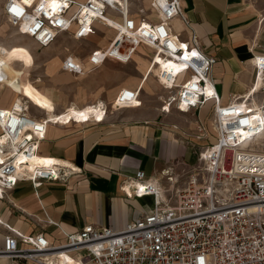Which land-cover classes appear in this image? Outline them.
I'll return each mask as SVG.
<instances>
[{
    "label": "built area",
    "instance_id": "1",
    "mask_svg": "<svg viewBox=\"0 0 264 264\" xmlns=\"http://www.w3.org/2000/svg\"><path fill=\"white\" fill-rule=\"evenodd\" d=\"M143 1L7 0L3 11L19 33L44 47L63 34L86 39L106 25V16L118 20L120 26L112 27L115 34L108 45L90 52L91 68L107 60L128 62L142 45L153 49L152 64L160 65L157 55L181 62L179 71L157 74L167 92L162 110L188 112L214 100L217 142L199 151L201 164L182 187L169 170H163L161 178L166 176L168 187L144 170L125 179L121 188L128 196L152 195L154 207L123 230L90 224L76 233L64 232L66 241L54 245L43 232L25 234L0 217L5 230L0 259L57 264L66 252L78 264H264V150L242 147L264 131V104L259 108L248 102L245 109L237 98L222 104L213 78L217 57L200 48L182 0H148L149 6ZM174 19L188 28V41L174 32ZM72 56L63 60V70L83 74L85 64ZM254 67L256 83L264 89V54L254 57ZM140 96V88H122L112 109L140 106ZM28 107L24 100L20 108H0V199L19 181L39 187L46 180L66 182L80 170L73 164L36 159L49 124L56 122L33 116ZM89 122L100 121L82 123ZM198 130L207 134L206 125ZM47 223L62 229L54 220Z\"/></svg>",
    "mask_w": 264,
    "mask_h": 264
},
{
    "label": "crops",
    "instance_id": "2",
    "mask_svg": "<svg viewBox=\"0 0 264 264\" xmlns=\"http://www.w3.org/2000/svg\"><path fill=\"white\" fill-rule=\"evenodd\" d=\"M182 4L200 48L217 57L213 78L221 103L247 97L254 106L264 104V89L260 88V81L256 83L254 67V57L264 54V0H182ZM172 28L182 40L190 39L182 20L174 19ZM143 78L138 87L140 95L149 79ZM122 88L137 86L124 85L117 94ZM11 90L17 93L11 105L4 96L0 108L9 109L22 97L17 89ZM26 99L30 109L39 108L34 104L37 98ZM42 99L49 105L44 113L64 110L57 111L45 91ZM162 105L161 101L151 107L141 99L140 106L109 112L100 122L49 124L39 155L73 164L80 170L66 182L46 180L39 187L30 181H19L5 199H0L2 220L25 234L43 232L51 244L58 245L66 241L64 232L76 233L90 224L123 230L131 220L150 212L154 197L128 196L121 188L122 182L133 179L137 170L158 180L163 177V170H169L177 179L176 185L182 187L190 172L201 164L198 149L217 142L212 125L214 100L188 112L173 108L166 113ZM201 124L207 126L205 136L198 130ZM48 219L62 229L48 224ZM4 232L0 227V248ZM0 264L20 263L1 258Z\"/></svg>",
    "mask_w": 264,
    "mask_h": 264
},
{
    "label": "rangeland",
    "instance_id": "3",
    "mask_svg": "<svg viewBox=\"0 0 264 264\" xmlns=\"http://www.w3.org/2000/svg\"><path fill=\"white\" fill-rule=\"evenodd\" d=\"M143 4L149 6V1L144 0ZM2 5L3 0H0V105L6 98L10 99L8 105H11L13 97L17 95L11 89L15 88L22 97L37 98L34 104L41 110L34 106L30 109V113L36 117H45L43 111L49 107L42 99L44 91L54 100L57 111H65L72 104L81 108L104 104L108 114L118 110L112 109L117 91L124 85L142 86L143 77V81L149 78L141 92L145 104L151 107L160 105L167 95L158 77L148 70L154 53L148 46H140L128 62L107 60L100 67L91 68L88 63L90 52L108 45L115 34L113 28H117V25L113 28L100 25L95 34L82 40L75 39L71 34H63L55 43L44 47L33 38L19 33L5 16ZM70 54L85 64L83 74L63 71V60ZM147 73L150 75L145 76ZM248 148L264 150V137H255ZM162 180L168 187L166 176Z\"/></svg>",
    "mask_w": 264,
    "mask_h": 264
},
{
    "label": "bare ground",
    "instance_id": "4",
    "mask_svg": "<svg viewBox=\"0 0 264 264\" xmlns=\"http://www.w3.org/2000/svg\"><path fill=\"white\" fill-rule=\"evenodd\" d=\"M116 19H113L110 16H106V25L113 27L114 25L120 26L119 21H115ZM156 60L158 61V64H152V61L150 63V66L148 67L149 72L154 73L156 76L157 74L160 73L161 70H168V71H179V69L182 67V63L181 62H177L172 58H167V59H162L159 55L156 56ZM156 61V62H157ZM150 73H147L145 76H149ZM24 100H27L24 97H20L18 99L15 100V102L13 103V105H16L18 108L22 107ZM241 103H244L243 105L245 106L244 108H248L249 106L247 105L248 103V98L245 97L242 100H240ZM28 104L29 101L27 100ZM252 102V101H251ZM252 106L253 107H259V105L254 106L255 103L252 102ZM99 104V103H97ZM12 105V106H13ZM260 108V107H259ZM28 111H30V105L28 107ZM101 116H98L100 115ZM107 111L105 109V105L101 104V105H88L85 107H78L74 104L71 105V107H69L68 109H66L65 111L61 112V113H55L53 111H46L45 112V119H48L49 122L53 123V122H62V123H71V122H83V121H90V120H97V121H101L106 117ZM257 120V119H256ZM63 125V124H62ZM258 137H264V131L259 133L257 136ZM256 140V139H255ZM251 140H249L248 142L243 144V148L248 147L250 144ZM43 158L42 161H46V162H51V161H56V162H62L59 161L57 159L53 160L47 156H37V160H41L40 158ZM66 164H69L67 162H64ZM126 189L129 192H132V190L127 186ZM57 264H78L76 260H73L72 256L69 255L66 252H63L62 256L60 258L57 259L56 261Z\"/></svg>",
    "mask_w": 264,
    "mask_h": 264
}]
</instances>
